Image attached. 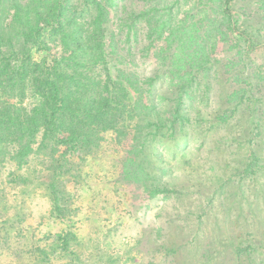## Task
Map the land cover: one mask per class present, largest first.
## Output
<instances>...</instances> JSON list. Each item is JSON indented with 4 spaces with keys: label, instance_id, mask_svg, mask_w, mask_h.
Wrapping results in <instances>:
<instances>
[{
    "label": "rangeland",
    "instance_id": "rangeland-1",
    "mask_svg": "<svg viewBox=\"0 0 264 264\" xmlns=\"http://www.w3.org/2000/svg\"><path fill=\"white\" fill-rule=\"evenodd\" d=\"M99 1L107 52L153 86L94 146L1 141L0 264H264V0H232L234 21L224 0Z\"/></svg>",
    "mask_w": 264,
    "mask_h": 264
},
{
    "label": "trees",
    "instance_id": "trees-1",
    "mask_svg": "<svg viewBox=\"0 0 264 264\" xmlns=\"http://www.w3.org/2000/svg\"><path fill=\"white\" fill-rule=\"evenodd\" d=\"M231 2L224 0L222 14L234 21ZM94 9L98 14L90 22L82 19ZM105 16L99 0L84 1L80 15L72 0H0V143L16 144L17 160L39 152L45 142L73 153L97 144L100 133L126 134V97L152 87L155 79L128 71L107 52L108 42L116 47ZM233 32L244 36L236 26ZM195 51L186 53L183 68H194ZM112 58L116 75L110 72Z\"/></svg>",
    "mask_w": 264,
    "mask_h": 264
}]
</instances>
